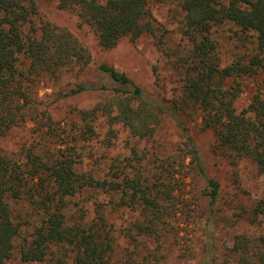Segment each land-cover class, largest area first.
Returning a JSON list of instances; mask_svg holds the SVG:
<instances>
[{"label": "trees", "instance_id": "16d2710c", "mask_svg": "<svg viewBox=\"0 0 264 264\" xmlns=\"http://www.w3.org/2000/svg\"><path fill=\"white\" fill-rule=\"evenodd\" d=\"M49 1L58 12L73 15L79 25L94 31L103 50L114 49L123 39L135 42L151 34L182 83L171 99L160 98L126 73L101 62L96 80L77 82L63 95H103L95 106L78 112L83 125L73 140L88 141L96 136L93 124L101 117L111 137L117 134L115 126L121 125L132 137L147 139L168 117L184 139V156L156 158L155 169L148 176L138 167L145 157L133 146L127 164L112 167L110 179L100 180L92 173L77 171L75 152L52 151L45 145L42 153L30 148L28 160L20 163L0 149V264H114V240L103 205L97 206L92 220L86 214L68 212L71 201L91 189L103 190L112 199L120 196L112 204L135 215L124 233L131 249L122 264H163L165 243L179 236L173 222L188 207L180 184L200 176L202 193L213 213L222 190L208 173L191 123L201 119L202 130L212 134L217 150L234 162L248 159L264 173L261 85L247 108L241 112L236 108L245 94L244 79L264 71V0H180L182 39L189 45L185 51L167 47L165 32L153 15L154 0ZM47 16L40 0H0V139L29 122L41 123L38 135L55 137L48 107L40 110L39 86L43 80H57L67 72H83L92 62L80 38ZM225 24L236 26L243 35L254 34L255 43L253 53L227 65L221 62L213 38L214 28ZM48 127L51 132L45 131ZM187 158L190 167L183 171L182 162ZM19 201H27L41 215L31 238L21 242L22 222L13 210V203ZM250 215L263 234L256 240L236 238L231 250L236 264H264V199ZM149 241L153 248H146Z\"/></svg>", "mask_w": 264, "mask_h": 264}, {"label": "rangeland", "instance_id": "374dc122", "mask_svg": "<svg viewBox=\"0 0 264 264\" xmlns=\"http://www.w3.org/2000/svg\"><path fill=\"white\" fill-rule=\"evenodd\" d=\"M40 1L46 8L47 18L69 27L80 38L90 51L92 62L83 72H67L57 80H43L39 86L38 100L42 103L40 110L48 107L54 120L52 127L55 137H46L48 141L43 145L46 138L38 135L41 123L29 122L14 128L6 137L0 139L1 151L14 160H20V163L28 160L27 151L30 148L36 153H42L45 145L52 151L66 154L75 152L77 171L92 173L100 180L110 179L112 167L121 165L123 168L127 164L126 159L130 157L133 146L139 155H144L145 159L138 167L148 176L155 169L156 158L164 159L180 154L182 159L184 139L174 121L168 117L163 118L155 135L147 139L132 137L121 125L115 126L117 134L111 137L109 126L101 117L93 124L96 136L88 141L73 140V137H78L80 126L83 125L78 112L95 106L103 99V95L93 92L71 98H63V95L77 82L96 80L97 68L101 62L126 73L134 82L160 98L171 99L182 84L181 78L176 75L171 60L159 50L151 34H145L135 42L126 38L114 49L103 50L98 44L96 34L88 26L79 25L76 17L69 13L58 12L55 3L49 0ZM153 15L161 24V31L165 32L168 48H177L179 51L189 48L187 41L182 39L184 12L180 0H154ZM213 38L217 42L219 56L224 65L254 52V34L243 35L232 24L215 27ZM258 85H261L264 92V71L255 78L244 79L245 94L236 102L239 112L247 108ZM190 128L192 136L203 150L209 175L219 181L222 190L215 207L217 210L213 213L202 193L204 181L200 176H191L186 179L184 186L180 184L185 189V204L188 207L186 213H180L178 220L173 222L179 236L170 237L165 243L163 264H236L235 256L231 252L236 238L247 236L256 240L263 234V228L259 223H253L250 213L264 199V173L248 159L234 162L217 150L212 134L202 130L201 119L191 123ZM45 131L51 132V129L48 127ZM190 162V158L183 160V171H186V167L189 169ZM175 194L179 196L180 191ZM115 196L112 199V195L103 190L91 189L73 199L68 212L77 213L78 216L86 214L92 220L97 206L103 205L104 216L111 227L114 240L113 262L122 264L131 249L124 233L135 215L114 206L112 201L120 200V196ZM176 205H180L179 200ZM13 210L17 220L22 222L19 241L30 239L41 215L27 201L13 203ZM154 246L149 241L146 248Z\"/></svg>", "mask_w": 264, "mask_h": 264}]
</instances>
